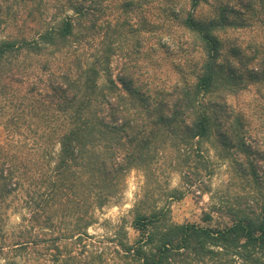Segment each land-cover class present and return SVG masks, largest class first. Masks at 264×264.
Here are the masks:
<instances>
[{
    "label": "trees",
    "instance_id": "obj_1",
    "mask_svg": "<svg viewBox=\"0 0 264 264\" xmlns=\"http://www.w3.org/2000/svg\"><path fill=\"white\" fill-rule=\"evenodd\" d=\"M156 1L0 0L3 264H21L15 257L22 252L39 255L42 241L52 264H264V141L256 151L246 144L228 102L241 76L219 60L220 34L247 27V12L259 5L240 0L200 18L206 0H186L184 13L172 7L170 30L165 20L148 17ZM258 3L264 12V0ZM163 35L197 54L190 81L139 79L143 44ZM236 40L230 39L234 56L241 51ZM246 44L247 59L255 60L249 78L263 83L264 53L254 41ZM212 134L253 155L251 203L225 207L227 223H174L165 203L145 207V191L131 210L134 240L120 227L110 249L86 251L92 211L118 194L129 170L149 176L166 150L190 155ZM175 194L169 200L181 197ZM9 210L20 214L12 230Z\"/></svg>",
    "mask_w": 264,
    "mask_h": 264
},
{
    "label": "rangeland",
    "instance_id": "obj_2",
    "mask_svg": "<svg viewBox=\"0 0 264 264\" xmlns=\"http://www.w3.org/2000/svg\"><path fill=\"white\" fill-rule=\"evenodd\" d=\"M239 1L206 0L201 3L196 15L200 18L211 17L216 7L224 4L239 7ZM187 6L186 0L156 1L152 4L148 17L157 24L165 20L164 26L175 30L174 19L169 16L171 9L174 7L175 11L181 10L184 13ZM253 6H258L259 12L258 9L247 12V27L229 29L220 34L219 60L224 67H231V70L241 76V79H237L239 91L235 97L228 98V102L231 104L230 110L241 119L240 133L246 144H251V149L256 151L261 149L264 141V82L254 83L249 78V71L255 65V60L247 59L251 52L246 43L254 41L261 48L259 55L264 53V12L261 8L263 4L260 5L258 0H255ZM233 37L237 38L236 42L241 48L240 54L236 56L230 53V39ZM176 45L178 44L172 38L164 35L162 38L152 36L143 44L139 60L143 65L139 79L143 83L169 85L175 81L181 83L192 79L191 64L197 61V54L189 48L183 50ZM118 62V58L112 59L114 73ZM184 152L166 150L152 164L149 176L142 169H131L125 174L118 194L103 207L92 211L94 222L87 228V237L82 240L86 241V251L109 248L108 241L113 239L114 234L120 233V227L126 231L129 241L134 240L137 233L130 226L131 210L143 198L145 191L149 192L144 201L145 207L165 203L169 207V218L174 223L193 222L202 226L227 223L228 218L222 215L225 207L251 203L254 188L248 158H252V154L247 158L246 153L236 144L223 146L216 134L202 140L196 152L190 155ZM195 153L200 156L196 157ZM256 172L260 175L259 169ZM172 190H176L175 195L181 193V197L169 200L168 193ZM207 213H211L209 220L205 218ZM19 215L14 210L7 212V230L15 228ZM45 247L46 243L42 241L39 255L22 252L15 259L21 264H52L49 256L51 250H46ZM3 262L0 257V264Z\"/></svg>",
    "mask_w": 264,
    "mask_h": 264
}]
</instances>
